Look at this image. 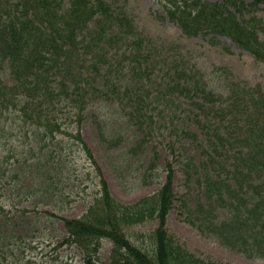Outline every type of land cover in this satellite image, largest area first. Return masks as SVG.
<instances>
[{"label": "trees", "instance_id": "1", "mask_svg": "<svg viewBox=\"0 0 264 264\" xmlns=\"http://www.w3.org/2000/svg\"><path fill=\"white\" fill-rule=\"evenodd\" d=\"M158 1L166 16L187 35H229L242 48L264 60V44L255 26L243 18L244 11L264 4V0ZM135 31L128 12L106 0H0V112L22 110L37 124L43 140L39 156L31 162L33 167L25 191L20 194L10 189L13 200H0V264H21L31 248L38 247L32 244L33 240L45 234L49 236L50 248L48 259L42 264L58 261L72 264L66 260L72 258L70 254L60 252L61 248L77 250L81 264H97L106 239L112 242L109 264H217L187 249L167 228L176 200L171 160L165 164L166 180L160 189L134 204L117 201L98 172L99 187H95L87 211L74 218L60 215L65 203L69 204L78 194L63 187L71 174L65 153L56 150L64 142L60 138L64 122L45 105L67 101L76 109L77 122L81 123L89 93L90 83L85 82L88 71L91 75L99 71L103 62L108 61L107 55L111 54L108 49L114 41ZM5 65L10 69V82L2 75ZM70 79L75 80V85L68 93ZM179 88L184 92L191 90L189 86ZM142 92L131 97L132 107L140 117L139 123L149 129L152 126L148 125V119L154 115L152 105L145 100L147 95ZM204 94V101L213 95ZM166 97L177 100L171 95ZM158 102L163 106L162 115L171 117L173 108H167L165 98L158 95ZM127 129L124 124L112 135L115 140L109 144L110 148L127 141V134L123 133ZM205 129L212 131L207 133L206 144L200 134L184 131L199 144L206 157L196 163L190 159L184 167L190 182L196 177L201 195L195 205L183 197L181 209L190 223L202 232L216 234L223 245L247 255L264 254V177L256 173L248 177V173L254 172L253 167L264 173V130L260 129L262 134L257 137L248 135L251 143L244 139L247 145L238 149L237 144L244 142L240 135H227L221 126L210 125ZM101 130L108 141L103 127ZM77 136L83 142L80 133ZM140 140L130 144L135 153ZM229 152L236 156L231 162L222 157ZM156 159L157 154L149 168L155 167ZM17 204L23 207L17 208ZM220 212H225L227 218L218 220ZM56 220L62 223V234ZM148 221L157 222L149 233L151 253L129 235L146 234L133 228Z\"/></svg>", "mask_w": 264, "mask_h": 264}, {"label": "rangeland", "instance_id": "2", "mask_svg": "<svg viewBox=\"0 0 264 264\" xmlns=\"http://www.w3.org/2000/svg\"><path fill=\"white\" fill-rule=\"evenodd\" d=\"M106 1L113 7L124 8L134 21L136 31L126 37L121 35L124 38L119 39L115 35L117 40L108 49L111 53L107 55L108 61L92 75L88 71L85 82L90 83L89 93L81 123L77 122L76 109L71 103L62 101L55 106L52 103L45 105L64 122V132L60 135L64 142L56 150L62 149L65 153L71 174L63 187L78 194L69 204L65 203L60 214L73 218L87 210L95 187H99L97 172L102 173L119 202L134 204L160 189L166 180L165 164L171 160L175 170L173 188L176 200L167 222L169 232L194 254L217 264H264V254L247 255L223 245L216 234L202 232L190 223L181 209L183 197L195 205L201 195L196 177L190 182L184 167L190 159L196 163L206 157L199 144L186 132L200 134L199 138H203L205 144L207 133L212 132L205 127L210 125L221 126L225 134L235 133L250 143L248 135L257 137L262 134L264 60L224 35H187L166 16L158 0ZM243 18L255 26L258 38L264 44V4L244 11ZM9 70L8 65L2 70L7 82L11 79ZM67 84L70 93L75 80L70 79ZM181 86H189L190 92L181 91ZM142 90L154 115L148 119V125L152 126L149 129L139 123L140 117L132 107L131 97ZM205 92L213 95L204 101ZM166 94L177 97V100H168ZM158 95L165 98L167 108H173L171 117L162 115L163 106L158 102ZM172 117H175L173 121ZM124 124L128 126L123 131L127 134V141L122 146L110 148L109 144L115 140L112 135ZM101 127L108 141L102 137ZM78 133L83 142L78 139ZM139 140L141 145L135 153L130 144ZM42 144L37 124L22 110L13 108L0 112V200H13L10 189L20 194L25 191V182L33 167L31 162L39 156ZM242 144L247 145L244 140L236 148ZM156 154L155 167L151 169L149 165ZM222 157L231 162L236 156L229 152ZM253 169L248 177L254 173L264 177L263 172ZM16 207H23V204ZM225 218L227 214L220 212L218 220ZM56 226L62 234V223L56 220ZM156 227V221H148L133 228L146 234L132 235L130 229L129 235L151 253L152 237L149 233ZM44 239L46 243H43ZM49 240L48 234L35 238L32 244L38 247L31 248L30 255L25 256L21 264H42L47 260ZM111 248L112 242L104 240L97 264H109ZM61 250L72 257L66 260L81 264L77 250ZM55 264L63 263L58 261Z\"/></svg>", "mask_w": 264, "mask_h": 264}]
</instances>
